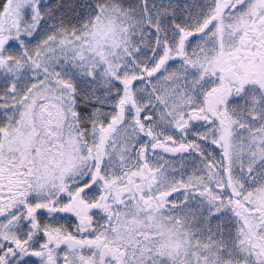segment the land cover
Masks as SVG:
<instances>
[{"label":"snow or ice","instance_id":"6c2138e0","mask_svg":"<svg viewBox=\"0 0 264 264\" xmlns=\"http://www.w3.org/2000/svg\"><path fill=\"white\" fill-rule=\"evenodd\" d=\"M0 264H264V0H0Z\"/></svg>","mask_w":264,"mask_h":264}]
</instances>
